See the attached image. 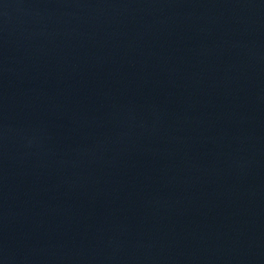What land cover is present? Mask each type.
<instances>
[{"label": "water", "instance_id": "obj_1", "mask_svg": "<svg viewBox=\"0 0 264 264\" xmlns=\"http://www.w3.org/2000/svg\"><path fill=\"white\" fill-rule=\"evenodd\" d=\"M264 30V0H0V44L152 42Z\"/></svg>", "mask_w": 264, "mask_h": 264}]
</instances>
